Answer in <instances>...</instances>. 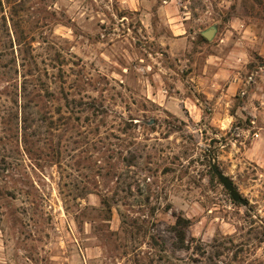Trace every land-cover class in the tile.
Listing matches in <instances>:
<instances>
[{
	"label": "rangeland",
	"instance_id": "obj_1",
	"mask_svg": "<svg viewBox=\"0 0 264 264\" xmlns=\"http://www.w3.org/2000/svg\"><path fill=\"white\" fill-rule=\"evenodd\" d=\"M182 12L171 57L121 0H0V264H264V52L209 60L264 0ZM219 78L247 116L213 121Z\"/></svg>",
	"mask_w": 264,
	"mask_h": 264
},
{
	"label": "crops",
	"instance_id": "obj_2",
	"mask_svg": "<svg viewBox=\"0 0 264 264\" xmlns=\"http://www.w3.org/2000/svg\"><path fill=\"white\" fill-rule=\"evenodd\" d=\"M121 1L131 10L138 12L146 29L156 31L157 42L164 45L171 57L183 55L186 51H189L193 36L187 30L185 12H182L189 0ZM235 1L221 0V2L227 4ZM232 27L226 29L223 35L220 36L217 35V31L214 32V35L210 32L208 38L213 35L211 41H213L212 49L214 53L211 54L212 57L209 60L219 63L225 61L228 62L229 66L239 67L249 57L248 51L254 45H257L260 53L264 52V36L260 31L255 30L251 24L245 25L241 22L239 27L233 25ZM228 71L229 73L232 72L231 70ZM242 87V83L237 78L225 81L219 78L214 80L210 86H206L204 91L210 94L211 114L215 123L220 125L223 120L247 116L248 112L242 110L244 106H240V102H237L235 97L236 93L240 94L239 91ZM257 88L261 91V97H263L259 100L257 118L260 122V130L264 133V78L260 80Z\"/></svg>",
	"mask_w": 264,
	"mask_h": 264
},
{
	"label": "water",
	"instance_id": "obj_3",
	"mask_svg": "<svg viewBox=\"0 0 264 264\" xmlns=\"http://www.w3.org/2000/svg\"><path fill=\"white\" fill-rule=\"evenodd\" d=\"M209 35L210 32L205 33V36L209 37ZM214 172L217 174L219 180L224 185V187L229 191L232 198L243 205H247V200L243 198V196H241V194L235 189L232 180L216 167H214Z\"/></svg>",
	"mask_w": 264,
	"mask_h": 264
},
{
	"label": "trees",
	"instance_id": "obj_4",
	"mask_svg": "<svg viewBox=\"0 0 264 264\" xmlns=\"http://www.w3.org/2000/svg\"><path fill=\"white\" fill-rule=\"evenodd\" d=\"M177 222H186V223H190V220L188 219V218H182V217H178L177 218ZM190 227V229H191V225L189 226Z\"/></svg>",
	"mask_w": 264,
	"mask_h": 264
},
{
	"label": "built area",
	"instance_id": "obj_5",
	"mask_svg": "<svg viewBox=\"0 0 264 264\" xmlns=\"http://www.w3.org/2000/svg\"><path fill=\"white\" fill-rule=\"evenodd\" d=\"M249 78H251V76H249Z\"/></svg>",
	"mask_w": 264,
	"mask_h": 264
}]
</instances>
